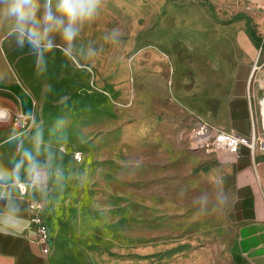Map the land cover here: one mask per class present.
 Masks as SVG:
<instances>
[{
	"label": "rangeland",
	"instance_id": "374dc122",
	"mask_svg": "<svg viewBox=\"0 0 264 264\" xmlns=\"http://www.w3.org/2000/svg\"><path fill=\"white\" fill-rule=\"evenodd\" d=\"M237 2L99 0L70 52L54 34L39 67L0 21V75L25 79L48 113L77 121L73 131L50 120L21 128L32 159L17 179L46 176L48 264H229L204 175L212 161L195 142L231 93Z\"/></svg>",
	"mask_w": 264,
	"mask_h": 264
},
{
	"label": "crops",
	"instance_id": "0c3cea01",
	"mask_svg": "<svg viewBox=\"0 0 264 264\" xmlns=\"http://www.w3.org/2000/svg\"><path fill=\"white\" fill-rule=\"evenodd\" d=\"M237 7L229 27L237 42L230 55L237 59L231 93L222 117L210 119L218 131L252 139L264 134V0H238ZM44 104L33 97L25 79L0 75V173L5 175L0 180V264H48L31 223V203H43V188L25 190L17 179L28 166L25 154L31 153L33 141L31 132L21 128L26 120L33 125L50 120L54 129L69 122L73 131L76 118L73 111L50 114ZM64 115L69 118L61 119ZM207 156L212 165L204 175L216 187L211 200L215 236L229 264H264V153L241 146L236 155ZM41 215L47 224L44 207ZM49 244L51 249V233Z\"/></svg>",
	"mask_w": 264,
	"mask_h": 264
},
{
	"label": "clouds",
	"instance_id": "9594fccd",
	"mask_svg": "<svg viewBox=\"0 0 264 264\" xmlns=\"http://www.w3.org/2000/svg\"><path fill=\"white\" fill-rule=\"evenodd\" d=\"M99 0H0V21H10L9 37L15 38L20 48L27 47L36 56L39 67L45 54L56 47L54 34H59L68 45L63 49L65 55L71 50L72 42L77 38L81 25L91 21L98 14ZM118 30L113 29L111 39H118ZM29 160L31 153L25 154ZM35 166V164H34ZM5 175L0 173V180ZM35 179H41L39 173Z\"/></svg>",
	"mask_w": 264,
	"mask_h": 264
},
{
	"label": "built area",
	"instance_id": "2783aa9c",
	"mask_svg": "<svg viewBox=\"0 0 264 264\" xmlns=\"http://www.w3.org/2000/svg\"><path fill=\"white\" fill-rule=\"evenodd\" d=\"M28 120L22 123V127L27 126ZM198 136L196 138V149L206 151L209 154L214 153H230L238 154L241 146H247L253 154L257 150L264 153V134L252 139H246L237 136L232 132L218 131L206 123H202L198 127ZM264 133V132H263ZM76 160L81 161L80 154L75 156ZM39 173L41 179L37 181L35 179L36 174ZM45 173L41 170H37L34 176L26 183L21 184L26 190L28 186L43 187L46 184ZM26 193V192H25ZM31 209L35 211L34 216L31 219V223L35 227L36 243L41 247L44 255L50 254V232L47 224L45 223L41 211L43 209V203L33 202L31 203Z\"/></svg>",
	"mask_w": 264,
	"mask_h": 264
},
{
	"label": "bare ground",
	"instance_id": "6f19581e",
	"mask_svg": "<svg viewBox=\"0 0 264 264\" xmlns=\"http://www.w3.org/2000/svg\"><path fill=\"white\" fill-rule=\"evenodd\" d=\"M137 5V4H136ZM83 54V53H82Z\"/></svg>",
	"mask_w": 264,
	"mask_h": 264
}]
</instances>
